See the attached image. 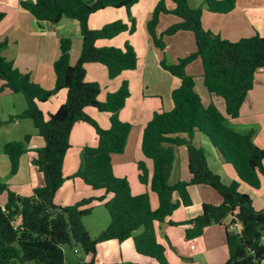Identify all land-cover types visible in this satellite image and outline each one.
I'll return each instance as SVG.
<instances>
[{
    "label": "trees",
    "instance_id": "16d2710c",
    "mask_svg": "<svg viewBox=\"0 0 264 264\" xmlns=\"http://www.w3.org/2000/svg\"><path fill=\"white\" fill-rule=\"evenodd\" d=\"M139 0H20V7L38 22L53 25L63 19L76 21L79 25L82 45L77 62L69 63L71 39H59V55L53 64L55 85L45 90L34 83L30 75L18 71L12 62L0 56V94L8 89L21 94L25 101L22 113L10 116L7 123L30 120L37 135L44 140V146L35 149L31 164L44 178V185L33 190L27 197L18 196L4 184L0 193H7L6 204L0 206V264H64L63 245H77L91 260L84 264H95L98 244L110 240L119 243L133 239L136 252L155 260L158 264H169L164 247L157 242L154 224L164 222L180 206L191 205L188 187L209 186L222 198L220 205L204 203L201 214L183 223L185 238L190 241L200 237L206 228L222 225L231 217L225 228L228 258L224 264H261L264 260V209L256 211L249 195L240 192L239 182L228 185L208 167L204 152L193 145L196 133L208 139L222 160L231 165L238 180L257 190L260 177L264 179V150L252 141L251 133L239 134L226 124L238 117L247 93L252 89L254 76L264 68V37L255 35L236 42L221 39L218 35L203 29L201 8H190L187 0H170L174 4L168 10L165 0L154 7L147 31L156 48L163 50L164 37L177 32H191L196 50L175 63L161 61V68L180 79V86L171 92L173 108L169 112L154 113L143 129L141 152L152 161L153 174L150 190L157 196L158 207L151 209L149 196L144 193L133 196L126 179L113 174L111 155L124 151L130 129L128 123L118 118L129 95L123 82L117 91L98 100L100 86L85 81V65H103L108 77L113 79L123 71L136 68L137 57L129 45L123 49L97 47L96 42L112 39L122 32L135 31V21L128 14L130 24L114 21L99 29H90L89 17L106 8L129 12ZM206 10L215 14H226L235 7L236 0H203ZM161 14H173L179 22L170 25L159 36L156 34ZM4 13L0 12V21ZM6 45L0 41V48ZM199 58L202 64L203 85L210 93L224 102V114L213 105L204 107L194 89V79L186 74V67ZM67 91L65 102L47 118L39 108L60 90ZM95 108L110 115V126L101 129L90 119L86 108ZM79 122L90 124L97 136L95 147H85L80 169L71 177H64L62 166L64 156L70 147L69 136L73 126ZM23 141L7 142L2 147L10 163L9 175L18 172L20 158L27 152ZM173 146H186L188 181L174 185L168 183L174 162ZM139 181L147 183V172L143 163H137ZM80 179L94 191H103L99 197L82 199L70 206L54 204L57 190L68 179ZM177 201H173V194ZM107 195L111 198L105 201ZM105 208L109 224L100 234L91 238L84 227L83 218L90 215L95 205ZM18 222V223H16ZM239 223L240 231L231 226ZM136 264V263H114Z\"/></svg>",
    "mask_w": 264,
    "mask_h": 264
},
{
    "label": "crops",
    "instance_id": "0c3cea01",
    "mask_svg": "<svg viewBox=\"0 0 264 264\" xmlns=\"http://www.w3.org/2000/svg\"><path fill=\"white\" fill-rule=\"evenodd\" d=\"M160 0H139L129 12L124 8H106L92 14L88 19L90 29H99L105 24L122 21L129 25L128 14L135 21V31L122 32L109 40L96 42L97 47H113L123 49L129 45L136 54L137 63L133 70L123 71L117 77L110 79L107 69L100 64L85 65V81L96 82L100 86L98 100L103 102L106 96L118 90L123 82L127 83L129 95L118 118L130 125L124 151L111 155L113 174L117 178L127 180L133 196L148 194L152 210L158 207L157 196L150 190V180L153 174L152 161L144 157L141 152V138L143 129L151 120L154 113L169 112L173 108L171 92L180 86V79L164 71L161 61L175 63L178 59L195 52L194 36L191 32H177L172 36H165L163 50L156 48L147 31V22L150 20L154 7ZM20 0H0V12L4 18L0 21V41L6 45L0 48V56L21 73L30 75L31 80L45 90H52L55 85L53 64L59 55V39H71L70 60L71 66L77 62L82 37L76 21L63 19L53 25L47 22H38L19 4ZM190 8H201V25L203 29L218 35L223 40L236 42L243 38L255 35L264 37V0H236L235 7L226 14L208 12L203 0H187ZM168 10L174 8L170 0H165ZM179 22L173 14H161L156 34L159 36L170 25ZM186 74L193 77L194 89L200 97L204 107L213 104L219 112L224 114V102L221 98L210 94L203 85L202 64L199 58L186 67ZM2 82L0 81V86ZM20 94H13L5 89L0 94V184H4L11 192L18 196L27 197L37 187L44 185V178L32 166L35 149L44 146V140L37 132L30 120H18L7 123L10 116L20 114L25 109V101ZM67 91L60 90L39 108L47 118L54 113L66 100ZM86 115L96 122L103 130L110 126V115L95 108L85 109ZM226 124L239 134L251 133L253 143L264 150V68L259 69L254 76L252 89L247 93L240 107L238 117L228 119ZM26 135L30 136L26 144L27 152L20 158L18 172L10 176V163L3 154L2 147L11 141H23ZM192 143L204 152L209 169L218 175L223 184L239 182V190L250 196L252 206L256 211L264 209V179L260 177V187L254 190L238 180L231 165L225 163L217 150L211 145L206 136L196 133ZM70 147L67 150L62 166L63 176H73L81 167L83 150L85 147H95L97 136L94 128L86 123L75 124L69 136ZM174 162L168 180L170 185L180 181H188L190 176L187 167L186 146H173ZM137 163H143L147 172V183L139 181ZM191 205L180 206L164 222L154 224L157 242L164 247V254L169 264H224L228 258L225 241V228L230 224L231 217L224 220L222 225H213L205 229L203 234L188 241L185 238V226L173 225L183 223L201 214L204 203L220 205L222 198L209 186L192 185L188 187ZM103 191H94L80 179H68L57 190L54 204L70 206L82 199L99 197ZM111 195H107L105 201ZM177 194H173V201H177ZM7 201V193H0V206ZM105 209L102 204L95 205L90 215L83 218V224L91 238L97 237L109 224V216L100 213L95 217L94 210ZM102 210V209H100ZM107 212V211H106ZM234 232L240 231L239 223L231 226ZM264 243V235L262 236ZM193 246V248H191ZM64 253V264H69V257ZM77 258V257H76ZM79 261L87 263L90 256L78 257ZM95 264L136 263L158 264L151 258L138 254L134 248L132 238L119 243L110 240L97 245L94 257ZM264 264V260L261 262Z\"/></svg>",
    "mask_w": 264,
    "mask_h": 264
},
{
    "label": "rangeland",
    "instance_id": "374dc122",
    "mask_svg": "<svg viewBox=\"0 0 264 264\" xmlns=\"http://www.w3.org/2000/svg\"><path fill=\"white\" fill-rule=\"evenodd\" d=\"M18 96L22 97L21 94L18 95ZM100 209H102V210H100ZM100 213H103V215H107V212H106L105 209H103V208L97 209L96 208L94 210V214H92V215H94L93 216L94 219H95V217L100 218ZM16 223H18V222H16ZM263 235H264V233H263ZM62 250H63V252H66V254L68 255L69 264H77L78 263V259H79L78 257H83V255H84V253L81 251V249L77 245H75L73 243L71 245H63L62 246ZM26 264H34V263L33 262H28ZM79 264H83V263L79 261Z\"/></svg>",
    "mask_w": 264,
    "mask_h": 264
},
{
    "label": "built area",
    "instance_id": "2783aa9c",
    "mask_svg": "<svg viewBox=\"0 0 264 264\" xmlns=\"http://www.w3.org/2000/svg\"><path fill=\"white\" fill-rule=\"evenodd\" d=\"M191 248H193V246H191Z\"/></svg>",
    "mask_w": 264,
    "mask_h": 264
}]
</instances>
